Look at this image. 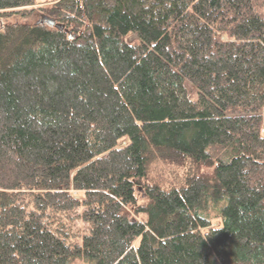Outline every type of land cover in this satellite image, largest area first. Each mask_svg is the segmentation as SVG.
Wrapping results in <instances>:
<instances>
[{
  "label": "trees",
  "instance_id": "trees-1",
  "mask_svg": "<svg viewBox=\"0 0 264 264\" xmlns=\"http://www.w3.org/2000/svg\"><path fill=\"white\" fill-rule=\"evenodd\" d=\"M38 2L0 0V264H264V0Z\"/></svg>",
  "mask_w": 264,
  "mask_h": 264
},
{
  "label": "rangeland",
  "instance_id": "rangeland-1",
  "mask_svg": "<svg viewBox=\"0 0 264 264\" xmlns=\"http://www.w3.org/2000/svg\"><path fill=\"white\" fill-rule=\"evenodd\" d=\"M56 0H40L30 14L17 15L12 20L26 21L30 24H39L47 28L55 26V12L52 8ZM26 16V17H25ZM181 173V169L170 164L156 163L151 167V174L154 178L162 181H174ZM150 174V175H151Z\"/></svg>",
  "mask_w": 264,
  "mask_h": 264
},
{
  "label": "water",
  "instance_id": "water-1",
  "mask_svg": "<svg viewBox=\"0 0 264 264\" xmlns=\"http://www.w3.org/2000/svg\"><path fill=\"white\" fill-rule=\"evenodd\" d=\"M140 189H141V187H140Z\"/></svg>",
  "mask_w": 264,
  "mask_h": 264
}]
</instances>
